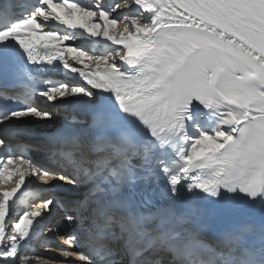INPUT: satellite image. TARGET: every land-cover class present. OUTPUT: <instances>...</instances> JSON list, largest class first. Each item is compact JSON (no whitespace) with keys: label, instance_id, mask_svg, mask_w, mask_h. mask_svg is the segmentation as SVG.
Listing matches in <instances>:
<instances>
[{"label":"snow or ice","instance_id":"snow-or-ice-1","mask_svg":"<svg viewBox=\"0 0 264 264\" xmlns=\"http://www.w3.org/2000/svg\"><path fill=\"white\" fill-rule=\"evenodd\" d=\"M0 264H264V0H0Z\"/></svg>","mask_w":264,"mask_h":264},{"label":"bare ground","instance_id":"bare-ground-1","mask_svg":"<svg viewBox=\"0 0 264 264\" xmlns=\"http://www.w3.org/2000/svg\"><path fill=\"white\" fill-rule=\"evenodd\" d=\"M16 179V177H13L12 178V180H9L8 181V183L5 185V187H7L8 185H12L13 183H12V181L13 180H15ZM38 195V193H36L34 196H33V198L31 199L32 200V206H35V205H37L38 203H40V201H38L37 199H36V196ZM40 242H38L37 243V247H36V249H41V246H42V240H39ZM46 247H49V248H51L53 251H55L56 250V245L55 244H51V245H47ZM34 248V247H33ZM29 255L31 256V255H33V253H29ZM47 256V255H46ZM45 259H49L48 258V256H47V258H45Z\"/></svg>","mask_w":264,"mask_h":264}]
</instances>
